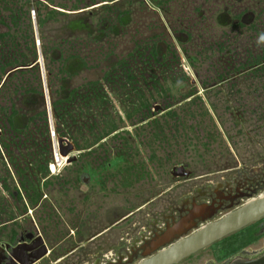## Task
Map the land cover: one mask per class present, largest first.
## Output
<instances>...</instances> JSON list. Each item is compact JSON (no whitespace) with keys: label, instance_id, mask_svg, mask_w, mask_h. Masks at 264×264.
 I'll return each mask as SVG.
<instances>
[{"label":"rangeland","instance_id":"374dc122","mask_svg":"<svg viewBox=\"0 0 264 264\" xmlns=\"http://www.w3.org/2000/svg\"><path fill=\"white\" fill-rule=\"evenodd\" d=\"M139 1L0 0V35L11 34L5 38L0 36V57L7 62L20 58L22 52L31 56L29 41L34 39L42 91L44 99L49 98L56 132L61 128V133L76 145L74 165L62 168L60 174L73 173L80 167L76 172L93 175L97 173V157L112 161L113 168L107 172L117 167L118 173L125 171L124 166L129 163L148 160L152 166L154 160L159 161L167 182L172 180L171 168L185 163L198 174L233 169L239 179L264 172V3L259 6L256 0H244L242 4L238 0H207L206 18L196 15L192 19L187 38L174 33L179 26L184 31L186 24L177 17L180 11L176 0L166 3L170 9L165 14L155 1ZM225 6H229L227 17L222 16ZM237 7L239 11L245 9L253 14L260 8L263 12L255 19L249 13L240 22L234 18ZM115 8L125 10L123 21L121 24L113 21V31L107 32V38H101L105 34L100 18L113 20ZM51 11L54 15L48 18ZM14 13L19 14L15 22L10 19ZM40 18L45 19L43 25L39 23ZM110 22L104 27H110ZM154 43L159 55L164 56L163 65L168 64L156 68L161 74L157 75L161 78V90L142 86V89H131L138 83L128 86L122 79L113 82L104 79L100 97L104 98L103 102L82 104L78 109L81 99L77 98L67 110V123L61 122L63 125L53 116V100L65 97L75 88H82L80 92H83L88 81L106 78L119 61L130 62L134 49L136 54V49L141 52L142 47L147 50ZM8 69H11L9 74L3 78L0 75V88L13 73L12 68ZM27 76L35 84L34 77ZM146 76H150L149 72ZM223 78L226 81L222 82ZM212 82L219 83L211 87ZM0 90L5 95V88ZM195 92L201 97L195 101L184 99V95ZM141 97L148 99L149 114L145 109L135 111ZM1 99L0 95L3 102ZM47 104L45 100L44 106ZM112 123L117 132L104 133ZM96 138L105 141L98 148L93 142ZM88 147L91 148L82 149ZM23 150L31 154L34 148L28 146ZM89 150L92 151L88 153ZM124 157H131L129 163ZM16 165L26 166L28 171L19 174L20 168L15 169L11 162H0V207L17 205L12 194L20 188L25 190L22 184L33 185L27 190L31 195L32 189L41 188L42 179L49 176L40 172L37 165L30 167L24 162ZM149 172L156 174L157 170ZM238 237L237 234L231 241H219L179 264H207L214 257L221 262L228 257V249L237 244ZM263 246L264 240L260 239L250 247Z\"/></svg>","mask_w":264,"mask_h":264},{"label":"flooded vegetation","instance_id":"af4514ba","mask_svg":"<svg viewBox=\"0 0 264 264\" xmlns=\"http://www.w3.org/2000/svg\"><path fill=\"white\" fill-rule=\"evenodd\" d=\"M152 1H155L164 14L170 9L166 7L169 0ZM206 1H175L180 11L177 17L186 23L184 31L181 26L174 29L175 35L184 34L187 38L190 36L192 19L196 15L201 19L206 18ZM238 1V4L244 2ZM139 2L142 3L143 0ZM254 2L260 6L264 0ZM228 8L229 6H225L222 16L227 17ZM235 9L238 12L234 18L240 22L249 13L251 19H255L260 15L259 12H263L261 8L257 14L246 12L245 9L239 11L238 7ZM122 21L121 17L118 23L121 24ZM101 32L102 30L99 33ZM103 32H107V29ZM102 37L107 38L106 35ZM135 47L134 44L133 48ZM150 51L151 47L147 50L142 47L141 52L146 54L140 60L137 56L139 51L135 54L134 49V56L131 55V61L126 62V65L146 69L168 65H163V60H149ZM37 62L14 68L13 71L31 68ZM104 79L111 82L121 79L124 82L136 81L138 86L130 87L131 89H142V86L145 89L158 87L161 90L160 77H116L97 80V94L104 89ZM215 83L212 82L211 87ZM128 86H131L130 83ZM184 96V99L195 101L201 94L195 92ZM32 98L29 94L22 98L20 96L18 100L21 102L20 119L25 123L37 107ZM45 100L49 103L48 96L44 102ZM113 132H117V128ZM104 142L97 141V148ZM122 159L129 163L131 157ZM75 161L66 162L63 168L74 165ZM148 163V160L129 163L124 166L127 172L121 168L119 170L122 172L118 173L117 167L115 171L107 172L113 168L112 161L106 157H97V173L93 175L76 172L79 167L73 173L47 175L42 179L41 188L32 189L31 195L22 188L15 191L13 196L17 205L0 207V264H137L181 237L189 236L207 222L224 217L228 212L264 193V172L255 174V177L239 179L232 172L233 169L222 170L220 173L210 169L211 171L198 174L196 170L188 169L185 163L171 168L169 174L172 180L167 182L159 161L155 163L154 160L153 167ZM150 170H157V173L152 174ZM217 174L220 179H216ZM81 185L85 188L82 189ZM7 213H13L12 217H7ZM237 234L238 242L228 249V257L221 262H217L214 257L208 259L207 264L250 262L264 254V246L250 247L260 239L264 240V217L213 244L225 239L231 241Z\"/></svg>","mask_w":264,"mask_h":264},{"label":"trees","instance_id":"16d2710c","mask_svg":"<svg viewBox=\"0 0 264 264\" xmlns=\"http://www.w3.org/2000/svg\"><path fill=\"white\" fill-rule=\"evenodd\" d=\"M115 11H116L114 12L115 18H113V20L110 19L111 22L107 21L105 17L100 18L101 22L103 23L101 26V29L103 31L104 29H107V32H112L114 29L113 26L115 25L113 21L115 20L119 21L121 17L124 16L126 13L125 10L122 12L120 10H117V8H115ZM48 14H49L48 18H52L54 15L53 11H51V13ZM18 18H19V14L17 13L11 14L10 19L13 22H15ZM44 21L45 19L40 18L39 19L40 25H43ZM108 22L111 23L109 24L110 27L108 26L104 27V25H107L106 23ZM107 32H104V34L105 35L108 34ZM0 36L1 38H5L11 36V34L10 32H5ZM34 45H35V41L34 39H31L29 41V46L31 47V56H28L25 52H22L20 54V58L15 57L13 60L7 62L3 61V59L5 60V58L2 59L0 57L1 58L0 75L2 76L1 78H3V75H6L7 72L11 70V69L7 70L8 67L14 69L16 67L29 66L32 65L33 62H36L37 51L35 48L36 46ZM137 50L138 49H136V51ZM137 56H139L140 60H143L145 57V53L137 52ZM163 58H164L163 54L159 55L158 46L156 43H154L151 46V51L148 56V59L149 60L153 59L155 61L163 60V62H165ZM134 59L137 58L134 57ZM111 69L112 70L106 74L105 76L106 78L118 77V78L133 79L137 77H145V73L148 72L151 77H158L159 75H161L156 71V68H151V67L149 69L134 68V67L130 68L126 65V61L123 60L119 61L118 64ZM27 75H32V77H34V81H36L35 84L33 83V81L28 80ZM8 77L9 78L0 88V89L5 88V95H2L1 94L2 91L0 90V95L2 98L1 100H3V102H0V162L4 164L11 162L13 166H15V169L16 167L20 168L19 174L28 171L26 166L22 168L16 165L17 163H22V162L27 163V165H30V167L37 165V168L40 170V172L49 173L48 163L51 160L50 157L51 142H50V135L48 129V113H47V109L44 106V95H43L44 93L42 91L38 62L35 65H33L31 68L15 70L13 71L12 75ZM125 83L126 84L130 83L131 85H133L134 83H136V81L123 82V84ZM81 89L75 88L71 91H68L65 97L63 98L61 97L52 101L51 107L53 110V116L57 117V121H59L60 123L61 122L67 123L65 119L66 114L67 115L69 114L67 110L70 109L69 107L71 104L76 103L77 98L78 100L81 99V104L80 106H78V109L79 107L80 108L83 107L82 104L90 106L92 103L97 104L98 101L99 103L104 101V98H100L102 96L101 92L99 93L98 91L97 94V80L88 81L85 84V88L83 89V92H80ZM29 94H31V96L33 97L32 101H35L34 103L37 105V107L34 114L31 115L28 118L27 122L25 123V121H21L20 119L21 106L18 105V99L20 100V96L29 95ZM142 94L140 93V95ZM147 100L148 99L141 97L139 99L140 106L137 107L135 111H141L142 109L148 110L149 105L147 104ZM37 121L39 122V124H37ZM116 128L117 127L112 123L110 126H107L104 133L106 134L111 133ZM57 131L59 132L57 133L59 136H66L63 133H61L62 132L61 128L58 127ZM93 142L94 145L97 144V138ZM28 146L31 149L34 148L31 154L30 153L27 154L26 150L25 151L23 150L26 149ZM90 148L91 147L82 148V149H90ZM14 149H16L18 153L17 152L14 153ZM91 151L92 150H89L88 153H90ZM22 185H23L22 187L25 188L26 191L29 190L28 187L30 188L33 187L32 184H30L28 187H26L25 184ZM31 203H33V201Z\"/></svg>","mask_w":264,"mask_h":264},{"label":"water","instance_id":"95a60500","mask_svg":"<svg viewBox=\"0 0 264 264\" xmlns=\"http://www.w3.org/2000/svg\"><path fill=\"white\" fill-rule=\"evenodd\" d=\"M57 143L59 153L67 157V162L71 163L75 161V153L77 152L75 143L63 136H58ZM262 217H264V193L249 200L239 208L228 212L224 217L216 221L207 222V224L194 230L189 236L181 237L137 264H177L189 255L200 251ZM231 264H264V254L254 261H240Z\"/></svg>","mask_w":264,"mask_h":264},{"label":"built area","instance_id":"2783aa9c","mask_svg":"<svg viewBox=\"0 0 264 264\" xmlns=\"http://www.w3.org/2000/svg\"><path fill=\"white\" fill-rule=\"evenodd\" d=\"M48 106L46 107L47 113H48V129H49V135H50V140H51V152H52V157L50 162L48 163V171L49 174L51 175H56L60 173L61 169L64 167V163L67 162V157L62 156L59 153V147L57 143V138L58 134L55 129V125L52 121L51 118V108L49 103L47 104ZM69 141H72L70 138L63 136ZM76 154V153H75Z\"/></svg>","mask_w":264,"mask_h":264}]
</instances>
